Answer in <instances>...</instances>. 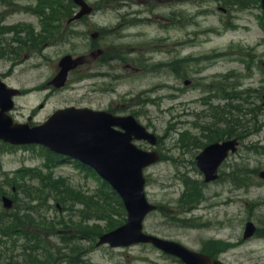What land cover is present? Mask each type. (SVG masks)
<instances>
[{
    "label": "rangeland",
    "instance_id": "1",
    "mask_svg": "<svg viewBox=\"0 0 264 264\" xmlns=\"http://www.w3.org/2000/svg\"><path fill=\"white\" fill-rule=\"evenodd\" d=\"M44 1L54 6L60 0L0 1V15L5 22L18 18L45 40L49 35L42 33L40 18L30 12L45 10ZM87 1L95 7L92 16L61 35L56 33L47 43L25 39V50H14L12 64L0 56L5 81L21 90L12 117L43 122L65 106L133 114L157 136L155 149L161 157L145 170L148 200L160 204V210L146 218L145 230L207 250L225 264H264V180L258 176L264 170V21L259 1L243 0V8L230 0H131L129 7H124L123 0ZM22 8L30 11L22 13ZM130 11H137L139 17L128 15ZM97 48L103 50L102 59L90 61V51ZM67 53L85 59L67 84L55 89L48 82L58 70V59ZM184 80L190 83L184 85ZM229 81L238 82V91L248 90L231 106L238 107L236 113H247L249 122L242 124L248 125V132L254 131L240 139L238 164L221 166L219 179L204 187L194 156L207 136L197 124L208 121L199 112L209 107L205 104L209 91L220 90L223 82L230 86ZM257 94L260 98L253 96ZM219 98L213 97L212 102L221 109L226 101ZM2 149L6 148L0 144V197L10 196L14 206L27 202L23 193L11 192L19 184L14 173L19 168L52 171L59 181L87 194L97 189V181L84 177L73 163L53 166L48 155L36 149ZM243 159L250 160L247 175L237 173V167L244 166ZM236 178L247 183L239 186ZM181 197L184 203L195 204L193 213L185 210ZM8 211L0 200V220ZM61 213L68 215L61 211L59 218ZM46 214L57 218V212ZM165 218L171 221L165 222ZM249 220L257 230L251 238L243 239ZM14 240L20 237L10 238L6 253H18L20 241ZM75 244L92 262L180 264L146 244L125 248H94V243L86 240ZM0 253L3 255V248Z\"/></svg>",
    "mask_w": 264,
    "mask_h": 264
},
{
    "label": "water",
    "instance_id": "2",
    "mask_svg": "<svg viewBox=\"0 0 264 264\" xmlns=\"http://www.w3.org/2000/svg\"><path fill=\"white\" fill-rule=\"evenodd\" d=\"M75 1L83 5L79 14L89 11L82 0ZM262 6L264 9V0ZM72 62L70 56L61 59L62 69L52 81L56 86L64 83L68 69L73 66ZM12 93L13 91L0 84V138L13 143H42L55 152L76 157L95 168L123 198L128 211L127 223L100 236L98 244L108 242L116 246L151 241L166 252L178 255L186 264H222L218 261L211 262L207 256L191 252L179 243L156 239L142 233V219L153 208L146 201L143 192L142 169L157 160V155L138 149L131 143L133 138L155 143L154 135L147 133L132 116L114 117L89 109L66 108L56 111L41 125L32 128L24 125L13 126L9 117L4 114V111L11 107ZM113 125L123 128L124 131L114 130ZM230 144L233 143L225 142L209 149L224 150ZM199 159L205 162L199 166L206 179L214 178L217 162L207 151ZM261 175L264 176V173ZM3 201L5 206L11 205L10 199L4 197ZM252 229L251 224H248L246 234Z\"/></svg>",
    "mask_w": 264,
    "mask_h": 264
},
{
    "label": "trees",
    "instance_id": "3",
    "mask_svg": "<svg viewBox=\"0 0 264 264\" xmlns=\"http://www.w3.org/2000/svg\"><path fill=\"white\" fill-rule=\"evenodd\" d=\"M220 117L224 119L222 114ZM226 134L230 135L229 132H226ZM39 185L41 188L38 191L25 190V195L30 199L43 200L46 204V210L53 208L48 203L51 197L57 200L61 207L72 211L68 220L55 217L48 219V216L44 215L40 222L45 225L47 230L54 229L52 230L54 231L53 234H55L56 229L54 227L57 226L75 227V232L70 234L58 232L59 234L54 236L63 243V246L55 242L50 243L40 233H35L33 230L24 227V224H35L33 223L35 219L25 206L23 214L18 215L16 213L14 215L12 224L7 217L0 220V244L4 243L2 237L10 238L14 233L24 238L18 255L13 253L5 255L4 264H83L79 256V249L77 250L78 247L73 244V240L79 241L81 238L87 237L94 239L103 231L113 229L125 220L122 201L105 182H101L100 187L94 193L86 194L79 189H75L68 182L59 181L50 172L45 177L40 178ZM36 213L39 214L38 209H36ZM90 220H93L94 223L89 224ZM98 221H103L104 226Z\"/></svg>",
    "mask_w": 264,
    "mask_h": 264
},
{
    "label": "flooded vegetation",
    "instance_id": "4",
    "mask_svg": "<svg viewBox=\"0 0 264 264\" xmlns=\"http://www.w3.org/2000/svg\"><path fill=\"white\" fill-rule=\"evenodd\" d=\"M1 18H3V17L0 15V19ZM1 21L3 22L4 20H1ZM8 22H5L7 24V26L10 25V24H12V23H15V30H16L17 33H19L20 30H22V32L25 31V27L26 26L18 18H15L14 21L8 20ZM6 34H13V29H10L9 31H7ZM15 44H16V47H14L15 49H19L18 48L19 46H21V47H24L25 46L24 41L21 40V42H20V39H16L15 40ZM93 56H95V55H93Z\"/></svg>",
    "mask_w": 264,
    "mask_h": 264
}]
</instances>
